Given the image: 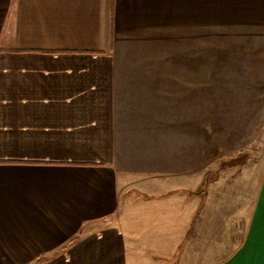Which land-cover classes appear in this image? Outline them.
I'll use <instances>...</instances> for the list:
<instances>
[{
  "label": "crops",
  "instance_id": "crops-1",
  "mask_svg": "<svg viewBox=\"0 0 264 264\" xmlns=\"http://www.w3.org/2000/svg\"><path fill=\"white\" fill-rule=\"evenodd\" d=\"M169 10L264 0H0L2 264H264V162L202 191L198 119L122 68L120 42L169 39Z\"/></svg>",
  "mask_w": 264,
  "mask_h": 264
},
{
  "label": "rangeland",
  "instance_id": "rangeland-1",
  "mask_svg": "<svg viewBox=\"0 0 264 264\" xmlns=\"http://www.w3.org/2000/svg\"><path fill=\"white\" fill-rule=\"evenodd\" d=\"M195 12L194 19L192 11L151 12L170 25L173 33L160 36L169 39L122 41L119 51L123 69H138L136 78L161 82L158 108L163 102L169 114H184L186 129L191 130L190 116L198 119L204 191L220 178L235 183L245 160L264 162V10ZM125 22L124 32L139 33L131 37H149L138 31L148 27L141 25L145 22ZM138 101L148 112L146 102Z\"/></svg>",
  "mask_w": 264,
  "mask_h": 264
},
{
  "label": "trees",
  "instance_id": "trees-1",
  "mask_svg": "<svg viewBox=\"0 0 264 264\" xmlns=\"http://www.w3.org/2000/svg\"><path fill=\"white\" fill-rule=\"evenodd\" d=\"M0 163H11L9 161H0Z\"/></svg>",
  "mask_w": 264,
  "mask_h": 264
}]
</instances>
